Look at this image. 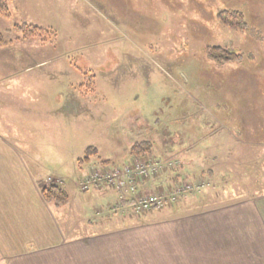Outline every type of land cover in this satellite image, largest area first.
<instances>
[{
    "label": "rangeland",
    "instance_id": "374dc122",
    "mask_svg": "<svg viewBox=\"0 0 264 264\" xmlns=\"http://www.w3.org/2000/svg\"><path fill=\"white\" fill-rule=\"evenodd\" d=\"M8 7L7 15L0 13L6 40L0 46V139L26 152L22 158L42 176V189L63 188L71 199L94 169L147 161L161 168L141 182L144 195L199 185L182 196L196 205L219 193L206 167L191 166L193 136L205 132L197 129L200 120L225 113L216 108L227 104L225 87L245 86L256 96L259 89L250 87L259 77H242L241 84L232 77L239 71L264 75V0H8ZM222 12L240 13L247 27L223 24ZM24 23L49 35L23 40L14 28ZM214 48L240 60L218 64L207 53ZM140 141L151 143V155L131 154ZM90 146L97 152L80 161ZM85 205L76 199L56 211L71 238L82 231L72 225L83 222ZM97 210L88 216L99 221L111 207ZM122 213L115 215L131 223L140 216L129 208Z\"/></svg>",
    "mask_w": 264,
    "mask_h": 264
},
{
    "label": "crops",
    "instance_id": "0c3cea01",
    "mask_svg": "<svg viewBox=\"0 0 264 264\" xmlns=\"http://www.w3.org/2000/svg\"><path fill=\"white\" fill-rule=\"evenodd\" d=\"M238 73L234 84L243 83L242 77L260 78L248 85L259 89L256 96L245 86L228 85L223 91L227 104L216 106L225 113L200 120L197 129L205 132L193 136L191 166L206 167L219 193L196 205L187 204L195 198L182 197L139 214L132 223L115 215L124 205L114 190L80 197L76 188L70 204L77 199L86 210L79 218L83 222L77 227L76 219L72 225L82 231L71 238L59 221V206L42 195V176L23 160L26 152L0 139V264H264V75ZM221 197L227 200L219 206L200 209L204 200ZM106 206L111 212L105 219L88 216Z\"/></svg>",
    "mask_w": 264,
    "mask_h": 264
},
{
    "label": "built area",
    "instance_id": "2783aa9c",
    "mask_svg": "<svg viewBox=\"0 0 264 264\" xmlns=\"http://www.w3.org/2000/svg\"><path fill=\"white\" fill-rule=\"evenodd\" d=\"M160 168L159 163L133 161L104 171L94 169V173L81 183L80 189L89 191L95 188H111L118 193L121 200L129 202L133 211L140 213L174 204L185 193L202 188V186L197 185L193 189L191 185H187L178 189V192L174 194H142L139 189L141 182L155 176Z\"/></svg>",
    "mask_w": 264,
    "mask_h": 264
},
{
    "label": "trees",
    "instance_id": "16d2710c",
    "mask_svg": "<svg viewBox=\"0 0 264 264\" xmlns=\"http://www.w3.org/2000/svg\"><path fill=\"white\" fill-rule=\"evenodd\" d=\"M13 1V0H11ZM0 13L7 15L9 13V7H8V0H1L0 1ZM229 17H233V21H229ZM219 19L221 22L225 25H229L231 28L235 30H242L247 27V22L244 21L243 16L240 13L236 12H222L219 13ZM15 31L21 35V38L23 40L31 39L34 37H43L49 35V30L34 25V24H21L15 26ZM6 40L4 39V36L0 33V46L5 45ZM215 50L209 49L207 52L209 57L219 63L223 62H233L240 60V56L232 51H226L221 48H214ZM227 52L228 56L225 55ZM97 152V150L90 146L86 149L85 155L83 158L80 159V161L87 160L91 157L92 154ZM152 153V145L149 141H140L135 142L131 147V154L135 157H142V156H149ZM42 195L44 199L52 203L56 206H66L70 202V196L68 195L67 191L63 188L59 187H53V188H43Z\"/></svg>",
    "mask_w": 264,
    "mask_h": 264
}]
</instances>
